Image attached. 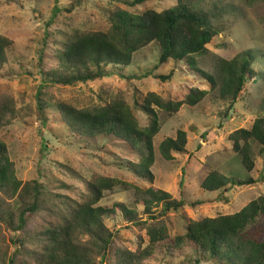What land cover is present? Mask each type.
I'll return each mask as SVG.
<instances>
[{"label": "trees", "instance_id": "trees-1", "mask_svg": "<svg viewBox=\"0 0 264 264\" xmlns=\"http://www.w3.org/2000/svg\"><path fill=\"white\" fill-rule=\"evenodd\" d=\"M147 0H135L140 4ZM78 1L71 4L72 10ZM108 30H73L67 33L63 48L56 57L55 67L45 66L44 50L39 56L42 82L67 86L101 80L109 75L108 66L127 67L134 54L152 42L160 46L159 64L178 63L201 77L209 89L191 87L182 98L175 95L165 98L156 92H148L134 106L147 116L141 125L134 107L122 93L103 98L99 103L80 108L68 102H58L55 108L72 134L86 143L108 139L122 144L126 152L140 157L134 171L149 180L151 185L141 188L135 183L116 177L96 174L86 183L87 193L82 201L66 199L61 207L50 203L51 192L37 179L23 181L18 178L15 163L9 155L2 130L17 117V101L11 93L0 95V264H152L159 250L169 240V228L165 216L187 205L184 198L176 199L152 183L150 167L155 161L154 138L162 128L159 111L170 116L185 105L196 106L210 91L219 90V99L233 108L246 82L257 71L248 55L233 59L219 58L217 74L203 70L198 58L209 52L208 44L221 28L212 16L195 8L188 0H176L174 6L141 13L117 9L109 15ZM73 30V31H72ZM14 45L12 39L0 33V64L5 63L7 51ZM175 69L167 74L147 73L127 75V82L135 78H153L166 82L174 77ZM40 86L35 114L43 126L49 121L47 103ZM111 94V93H109ZM233 150L242 157L248 172L255 168L251 142L255 141L264 151V117H258L249 128H240L230 134ZM188 134L180 129L175 137H166L159 145V152L168 161L175 152H185ZM253 185L256 180L226 177L218 171H210L201 188L215 192L229 184ZM131 188L138 195L136 203L143 205L140 217L136 208L120 202L111 207L99 205L107 190L116 187ZM48 194V196H47ZM193 202L191 205L195 206ZM48 210L60 215L61 220H47L39 224L36 215ZM123 219L138 230L145 231L147 241L139 237L136 250L122 244L113 230L107 226L106 217ZM264 216V195L251 200L241 210L232 214L190 220L183 235L177 236L168 247L184 257L182 264H264V238L245 234L247 228ZM9 232V234H7ZM10 232L14 233L13 235ZM147 242V243H146ZM162 253V252H161Z\"/></svg>", "mask_w": 264, "mask_h": 264}, {"label": "rangeland", "instance_id": "rangeland-1", "mask_svg": "<svg viewBox=\"0 0 264 264\" xmlns=\"http://www.w3.org/2000/svg\"><path fill=\"white\" fill-rule=\"evenodd\" d=\"M78 1L72 10L71 4ZM0 0V33L13 40L5 63L0 64V95L11 93L17 101L16 119L2 130L9 155L15 163L17 176L23 181L37 179L51 192L50 203L61 207L66 199L82 201L87 193L86 183L96 174H104L135 183L141 188L151 185L148 179L136 174L134 164L140 157L126 152L122 144L108 139L85 142L72 134L62 121L55 105L68 102L80 108L99 103V95L110 98L122 93L134 107L141 125L147 123L146 114L134 106L152 91L168 98H182L191 87L209 89L210 86L182 63L159 64L160 46L157 42L134 54L127 67L109 65V75L101 80L59 86L42 82L39 56L44 50L45 66L55 67V60L67 33L73 30L99 31L110 28L109 15L117 9L141 13L148 9L162 11L175 5L176 0ZM195 8L209 13L220 26V33L208 44L209 52L198 58L199 66L217 74L219 58L233 59L248 55L257 75L249 79L233 108L219 99V90L210 93L196 106L183 105L174 115L162 111L160 132L154 138L155 161L150 167L153 185L169 192L173 198H184L187 205L178 211H169L165 220L169 240L165 251L159 250L152 264H182L184 257L171 252L170 242L186 232L190 220L232 214L251 200L264 195V151L251 142L255 168L248 172L242 157L233 150L230 134L240 128H249L258 117H264V0H188ZM72 30V31H73ZM175 69L171 81L162 82L153 76L135 78L127 82V75L140 76L148 71L167 74ZM127 74V75H125ZM42 83V97L47 103L49 121L46 126L35 114L36 98ZM111 93V94H109ZM109 98V99H110ZM188 134L186 151L177 153L168 161L159 152L166 137H175L178 130ZM226 177L245 180L253 178V185L229 184L211 192L201 188L210 171ZM57 195V196H55ZM48 196V194H47ZM136 191L122 186L107 190L99 205L111 207L120 202L136 208L143 216V205L136 203ZM196 202L195 206L191 204ZM57 213L44 210L37 215L39 224L47 220H61ZM106 224L117 240L136 250L139 237L147 241L145 231L138 230L119 213L106 217ZM9 234V232H7ZM10 234H14L13 232ZM245 234L264 238V216L247 228ZM147 243V242H146ZM162 252V253H161ZM210 262L204 260L202 264Z\"/></svg>", "mask_w": 264, "mask_h": 264}]
</instances>
